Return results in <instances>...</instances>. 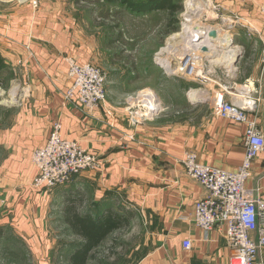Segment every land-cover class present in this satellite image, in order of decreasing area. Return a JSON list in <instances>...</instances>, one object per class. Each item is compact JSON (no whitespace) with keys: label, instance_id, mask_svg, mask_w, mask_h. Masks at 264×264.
Instances as JSON below:
<instances>
[{"label":"crops","instance_id":"crops-1","mask_svg":"<svg viewBox=\"0 0 264 264\" xmlns=\"http://www.w3.org/2000/svg\"><path fill=\"white\" fill-rule=\"evenodd\" d=\"M260 2L211 0L229 24L234 15L244 19L255 16ZM38 3L33 8L29 2L16 13L0 11V82L9 66H16L22 77L20 84L14 86L20 88L19 97L10 95L11 101L18 100L19 104L7 108L8 100L0 99V209L13 199L11 212L25 216L30 214L32 205L49 193L64 197L80 193L93 199L95 205L88 210L92 216L114 207V213L131 216L129 224H141L140 235H136L138 242L134 244V248L143 249L138 264H227L229 248L224 228L217 226L204 232L193 222V204L204 196V189L185 173L180 160L186 152H193L203 164L229 172L238 170L245 153V125L218 116L214 103L221 93L227 101L237 103L254 96L260 81L261 102L257 112H249L248 118L256 119L258 128L264 131L261 48L253 55L239 50L231 64L215 68L213 63L206 72L202 69L198 78L188 72L193 62L189 55L193 52L201 57L198 63L206 68L211 54L192 49L191 53L186 49L188 54H179V46L172 49L165 45L138 76H134L133 68L126 74H107L105 103L87 112L75 102H66L63 95L73 83L68 59L80 65L96 61L94 37L80 30L74 16ZM235 35L232 44L243 48L245 38L240 39L241 33ZM158 57L173 58L176 63L166 69ZM157 70L164 77L158 79L155 89L150 79ZM167 71L173 75L169 83H181L180 93L184 95L186 90L185 97L192 89L206 94L201 91L200 96L191 98L196 100L190 110H168L167 101L160 96L168 86ZM209 78L224 79L233 95H228L220 84L207 90ZM154 102L159 109L151 105ZM199 104H206L208 111L198 110ZM56 122L61 126L60 136L88 150L101 163V169L82 172L51 190L35 188L37 171L30 166L31 152L46 141ZM245 188L257 190L264 200V151L252 164ZM27 200L32 203L28 205ZM38 209L37 206V213ZM186 240L191 242L190 249L183 246ZM255 264H264V249Z\"/></svg>","mask_w":264,"mask_h":264},{"label":"rangeland","instance_id":"rangeland-1","mask_svg":"<svg viewBox=\"0 0 264 264\" xmlns=\"http://www.w3.org/2000/svg\"><path fill=\"white\" fill-rule=\"evenodd\" d=\"M30 1L0 0V11L7 13L23 11V8L29 6ZM36 1L37 3L41 1L51 7L55 6L65 12V15L74 16L77 21L79 20L80 30L94 37L96 48L94 59L96 61L93 64L101 68L106 76L111 72L126 74V71H130L132 68L135 69L134 76H138L143 69L151 64L155 58L154 54L158 53L160 48L166 47L165 45L173 47L172 49L177 45L179 46V54H188L186 49H188L187 42H190V39H188L187 34L182 35L181 32L183 31V23L190 19H193L197 24L216 27L222 33L229 31L228 33L232 36L231 39L233 35L234 38L236 37L235 33H241L240 39L245 38L246 43L243 47L246 52L253 55L260 51L258 45H255L254 37H247V33L243 30L237 28L233 30L226 22L227 20L219 12L213 10L214 7L218 6L217 4L213 6L211 0H193L192 2H190L191 0L189 2L188 0H174L182 7V11L175 14L178 18V23L175 25L177 31L168 35L165 34L168 20L167 10L154 9L145 13L137 11L145 4H155L156 0H127L134 7L130 9L123 0L112 2L105 0ZM192 10L194 12H191ZM176 33H181V35L177 38L174 37L173 40L168 39ZM180 45L182 46L180 47ZM168 49H166L167 52H169ZM244 50L240 49L241 52ZM170 52L174 53L172 50ZM194 55V53L192 57L189 55V58L193 60ZM161 58L166 59L168 63V68L162 65L166 69H171L176 63L173 58ZM159 59L158 57L157 60L159 61ZM205 64L207 67H204L203 70L206 72L212 65L208 62ZM215 68L217 67L215 66ZM219 68L222 69V67ZM162 73L157 70L152 74L150 80L152 84L156 85L154 86L155 89H158V79L164 77ZM167 73L169 76L167 79L168 86L160 96L168 102V104L165 103L168 110L172 107L179 111L190 110L192 108L190 104H194L193 101L190 97H185V89L184 95L180 93L181 83H169L173 80L170 79L173 78V75L170 71ZM21 79V74L17 71L16 66H9L6 77L0 82V93L4 92L0 99L8 100L7 103L10 107L7 108H14L19 104L18 100L11 101L10 95L16 94L17 97L18 94L19 97L20 88L18 86L17 89L14 86L19 85ZM210 80L212 83L209 82L210 85L207 89L209 91L217 88L218 84L220 86L227 85L222 78L220 80L211 78ZM225 87L227 94L231 95L233 91L227 86ZM202 94L206 93L203 92ZM181 95L183 98L180 97ZM153 104L157 106L154 107ZM153 104L151 103L154 108L159 109L158 103L155 104L154 102ZM197 108L204 112L208 111L206 104H199ZM49 196L51 198L48 199ZM49 196L41 198L42 200L37 201L36 205H32L30 214L26 212L27 215L25 216H22L20 212L19 214L11 212L15 206L13 199L0 209V264H69L68 259L80 245V242L71 235L69 229L64 225L62 211L68 198L76 200L78 197L75 194L64 197L60 193H52L51 195L49 193ZM84 197L82 211L87 212L91 207H94L95 203L90 196ZM27 202H29L28 205L32 203L31 200H27ZM27 202H24L23 209L26 208ZM37 206L39 207L38 213L37 210L35 211ZM140 227L141 224L133 222L112 232L102 242L101 246L92 252L86 264H138V258L142 256L143 249L134 248V244L138 242L136 235L139 237ZM134 249L136 250L134 251Z\"/></svg>","mask_w":264,"mask_h":264},{"label":"built area","instance_id":"built-area-1","mask_svg":"<svg viewBox=\"0 0 264 264\" xmlns=\"http://www.w3.org/2000/svg\"><path fill=\"white\" fill-rule=\"evenodd\" d=\"M30 3L33 8L39 4L36 0ZM213 10L220 11L218 7ZM229 26L233 30L245 31L247 37H254L255 45L261 48L260 62L264 71V0L258 5L255 16L244 19L234 15ZM240 49L244 50V47ZM198 58L191 62L189 73L200 78L204 67L198 63L201 57ZM68 63V74L73 83L64 93V100L75 102L87 112L100 108L106 100L105 73L90 63L80 65L71 59ZM256 87L254 96L245 97L239 103L227 101L223 93L218 94L214 103L218 116L245 125V153L237 171L229 172L203 164L193 152H186L180 160L185 173L204 189V196L193 204V222L204 232L217 226L224 228L229 248L227 264H255L264 249V200L258 196L257 190L245 188V182L252 174V164L264 151V133L258 128L256 119L248 118L249 112H257L261 102L260 81ZM60 128V123H54L50 136L31 152L30 166L37 171L33 182L35 188L51 190L82 172L101 169V163L88 150L62 138ZM183 246L190 249L191 242L186 240Z\"/></svg>","mask_w":264,"mask_h":264},{"label":"trees","instance_id":"trees-1","mask_svg":"<svg viewBox=\"0 0 264 264\" xmlns=\"http://www.w3.org/2000/svg\"><path fill=\"white\" fill-rule=\"evenodd\" d=\"M112 2L115 0H105ZM120 1V0H119ZM128 9L134 8L127 0H123ZM154 9H165L168 12L167 30L168 35L176 32L178 18L176 13L182 11V7L174 0H156L155 4H145L137 9L138 12L145 13ZM76 200L68 198L62 211V220L69 229L71 235L80 242V245L70 255L69 264H86L90 259L92 252L98 249L102 242L114 231L128 226L131 216L125 214L120 216L114 213L111 208L97 216H92L89 211H82L85 197L80 193H75ZM1 236V232H0Z\"/></svg>","mask_w":264,"mask_h":264},{"label":"bare ground","instance_id":"bare-ground-1","mask_svg":"<svg viewBox=\"0 0 264 264\" xmlns=\"http://www.w3.org/2000/svg\"><path fill=\"white\" fill-rule=\"evenodd\" d=\"M189 1L190 0H188V2ZM192 1L193 0H191L190 2H192ZM195 8H197V7H195ZM200 8H202V7H200ZM191 12H194V11L192 10ZM212 32H216L217 33L216 38L214 39L216 44H217V46H214L213 44H211V42H210L211 39L208 37L209 34H211ZM186 34L189 37L188 39H190V42H187L188 50L192 49L195 52H196V50H198V52H199V49L201 48V46H203V45L207 46L210 49L209 53L212 56L209 59L211 61V64L214 63L215 66L216 65H221V64H224V65L228 66L229 64L232 63V61L235 59V55L240 50L239 47H237V46L232 44L233 42H232V39H231V35L228 32L222 33V32H219V30L216 27L207 26V25H204V24L203 25L202 24H197L195 21H193V19L186 20V23H183L182 35H186ZM178 35H177V37H179ZM174 37H176V36H174ZM196 38H200V40L198 39L199 42L197 41V43H193ZM190 53H191V50H190ZM192 56H193V52L190 54V57H192ZM195 57H196V54L194 55V59H195ZM159 62L161 63V65H163V66L168 68V63H167L166 59L160 58ZM233 66L234 65H232V67ZM201 91H202L201 89L189 90L187 92V96H189L190 98H193V97H196V96H200L199 94L201 93ZM11 96L14 97L15 95L13 94Z\"/></svg>","mask_w":264,"mask_h":264},{"label":"water","instance_id":"water-1","mask_svg":"<svg viewBox=\"0 0 264 264\" xmlns=\"http://www.w3.org/2000/svg\"><path fill=\"white\" fill-rule=\"evenodd\" d=\"M216 35H217V33L216 32H212L211 34H209V38L211 39L210 40V42H211V44H213L214 46H217V44H216V42H215V38H216ZM198 39L200 40V38H196L195 40H194V42L193 43H197V41H198ZM199 42V41H198ZM209 48L207 47V46H205V45H203V46H201V48L199 49V52L200 53H203V54H205V53H209ZM241 54V53H240ZM240 54L238 55V57L240 56ZM237 58V57H236ZM236 58H235V60H236ZM195 60H199V58H198V56H196L195 57ZM234 60V61H235ZM192 101L194 100V99H191ZM263 107H264V102H263ZM263 133H264V131H263Z\"/></svg>","mask_w":264,"mask_h":264}]
</instances>
